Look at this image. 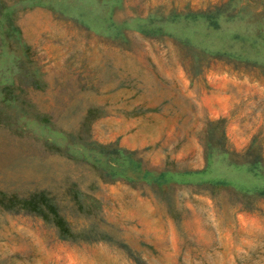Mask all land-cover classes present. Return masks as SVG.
<instances>
[{"label": "rangeland", "instance_id": "obj_1", "mask_svg": "<svg viewBox=\"0 0 264 264\" xmlns=\"http://www.w3.org/2000/svg\"><path fill=\"white\" fill-rule=\"evenodd\" d=\"M0 264H264V0H0Z\"/></svg>", "mask_w": 264, "mask_h": 264}, {"label": "trees", "instance_id": "obj_2", "mask_svg": "<svg viewBox=\"0 0 264 264\" xmlns=\"http://www.w3.org/2000/svg\"><path fill=\"white\" fill-rule=\"evenodd\" d=\"M44 199H45V197L42 196V200H44ZM48 206H49V208H51L53 210L54 213L56 212L54 207H51L50 205H48ZM31 209L36 210V211H40L39 207H37V203H35V202L33 203ZM57 218L59 219L60 217H57ZM57 223H59V220H57Z\"/></svg>", "mask_w": 264, "mask_h": 264}]
</instances>
